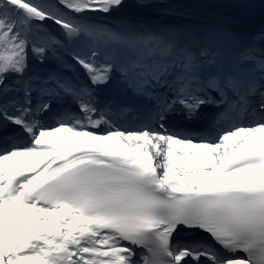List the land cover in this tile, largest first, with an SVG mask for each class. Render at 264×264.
Instances as JSON below:
<instances>
[{"label":"snow or ice","instance_id":"obj_1","mask_svg":"<svg viewBox=\"0 0 264 264\" xmlns=\"http://www.w3.org/2000/svg\"><path fill=\"white\" fill-rule=\"evenodd\" d=\"M128 7L0 0V264H264V30Z\"/></svg>","mask_w":264,"mask_h":264},{"label":"bare ground","instance_id":"obj_2","mask_svg":"<svg viewBox=\"0 0 264 264\" xmlns=\"http://www.w3.org/2000/svg\"><path fill=\"white\" fill-rule=\"evenodd\" d=\"M171 1L172 0H146L147 3H155L160 5V7L136 8L133 7V5L136 4V0H125V3L129 5V7L121 12L133 16L139 24L153 27L163 23L164 19L171 17L178 10L177 6ZM90 19H95L96 21L102 20L103 22L107 21L106 15L100 13L90 14ZM168 24L173 25L174 21H170Z\"/></svg>","mask_w":264,"mask_h":264},{"label":"rangeland","instance_id":"obj_3","mask_svg":"<svg viewBox=\"0 0 264 264\" xmlns=\"http://www.w3.org/2000/svg\"><path fill=\"white\" fill-rule=\"evenodd\" d=\"M50 23V22H49ZM56 26V25H55ZM57 32H59L58 26H56Z\"/></svg>","mask_w":264,"mask_h":264}]
</instances>
